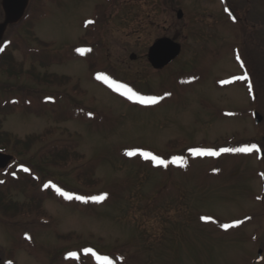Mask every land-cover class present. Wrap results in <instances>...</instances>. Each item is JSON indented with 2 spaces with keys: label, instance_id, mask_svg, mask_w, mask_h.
Here are the masks:
<instances>
[{
  "label": "rangeland",
  "instance_id": "obj_1",
  "mask_svg": "<svg viewBox=\"0 0 264 264\" xmlns=\"http://www.w3.org/2000/svg\"><path fill=\"white\" fill-rule=\"evenodd\" d=\"M43 2L41 17L31 19L11 50L22 59L21 71L13 61L8 72L0 70L10 86L0 88L3 130L26 140L23 156L32 163L14 179L20 188L10 201L18 214L5 215L12 243L30 236L31 248L17 252L16 264H104L96 256L112 264H254L260 249L257 264H264V213L254 212L260 204L252 199L261 190L256 172L264 166V119L256 125L247 113L242 84L224 83L234 66L217 52L236 44L244 53L246 45L234 32L217 36V2ZM96 12L92 32L85 24ZM88 33L95 41L84 40ZM162 37L182 51L156 70L147 54ZM119 85L158 99H128ZM252 145L250 152L220 151ZM57 146L71 149L67 163L53 164L50 151ZM179 154L186 159L173 162ZM28 176L38 189L23 183ZM52 185L74 197L105 198L69 200ZM34 194L44 197L48 220L22 214Z\"/></svg>",
  "mask_w": 264,
  "mask_h": 264
},
{
  "label": "flooded vegetation",
  "instance_id": "obj_2",
  "mask_svg": "<svg viewBox=\"0 0 264 264\" xmlns=\"http://www.w3.org/2000/svg\"><path fill=\"white\" fill-rule=\"evenodd\" d=\"M43 1L0 0V70L8 72L9 61H13L19 65L21 71L22 59H16V54L11 50L18 43L17 39L31 19L41 17L39 13L43 12ZM215 1L217 6L214 11V24L217 36L223 39L228 36V32H234V36L238 39L244 38L246 45L244 53L235 46L236 44L231 47L227 45L217 52V58L226 56L225 59L234 66L231 71L233 73L227 80L224 79L226 80L224 83L227 87L231 86L230 84L244 86L250 105L247 113L258 125L264 119L262 111L264 109V0ZM237 31L244 32L245 37L237 34ZM0 88L8 92L10 86L0 80ZM28 147L26 140L13 138L5 132L0 121V264H16L17 252L31 248L28 246L30 236L20 237L17 242L12 243L10 236L7 235L8 232H4L5 227L8 226L5 215L11 203V193L13 189L20 188L14 179L18 178L17 174L26 172L27 166H32L30 158L23 156ZM259 158H264L263 150L260 151ZM256 173L260 179L261 190L259 193L252 191V199L260 204L254 212L264 213V166ZM25 234L33 235L32 232ZM259 262H262V259L258 262L254 261V264Z\"/></svg>",
  "mask_w": 264,
  "mask_h": 264
},
{
  "label": "trees",
  "instance_id": "obj_3",
  "mask_svg": "<svg viewBox=\"0 0 264 264\" xmlns=\"http://www.w3.org/2000/svg\"><path fill=\"white\" fill-rule=\"evenodd\" d=\"M97 16V12L86 22L85 26H86V29L94 32L96 30L94 24H93V21L92 19H94L95 17ZM84 40H86V42H93L95 41V35H91V33H88V35H86L84 37ZM46 45V44H45ZM38 53V52H37ZM42 53V52H41ZM43 54V53H42ZM89 58V57H88ZM87 59V58H86ZM52 60V59H51ZM54 60V59H53ZM89 62L91 63L90 61V58L88 59ZM12 62V61H11ZM42 64V62H41ZM42 66H44L42 64ZM22 68V67H21ZM32 70H33V75H40L41 77H43V75H41L35 67H32ZM18 106V105H17ZM18 108V107H16ZM69 147L68 146H57L56 149H52L50 151V154H52V158H53V164L56 165V163H60V164H65L68 162V159L71 157V155L69 154ZM28 150V148H27ZM71 150V149H70ZM169 156V155H168ZM179 157L181 158L180 160H184L186 158H183L185 157L183 154H179ZM179 160V161H180ZM81 174V173H80ZM23 183L29 188V189H34V188H37L38 189V186H36V184H38V182L28 176L27 178H24L23 180ZM18 184V183H17ZM19 185V184H18ZM31 200L29 203L27 204H24L23 207H22V214L23 215H37L41 220H48L49 219V215L47 214V212L42 208V201L44 200V197L40 194H34L33 196H31ZM20 209L17 208L13 202L10 203V205H8L7 207V212L6 214L13 218L15 217L17 214H18V211ZM63 237H65L63 235Z\"/></svg>",
  "mask_w": 264,
  "mask_h": 264
},
{
  "label": "snow or ice",
  "instance_id": "obj_4",
  "mask_svg": "<svg viewBox=\"0 0 264 264\" xmlns=\"http://www.w3.org/2000/svg\"><path fill=\"white\" fill-rule=\"evenodd\" d=\"M78 51H83L82 49H78ZM97 79H103L105 80L106 82H108V77L107 76H104L102 74H98L97 76ZM114 83V82H113ZM120 88H124L126 89L125 91V95L128 97V99H136L138 100L140 103L142 104H154L156 103L157 101V97H145V96H141L139 93L133 91L131 88H129L127 85H119L117 87V90H119ZM256 146L255 145H252L251 147H243V148H239V149H228V148H225V149H221L220 151L221 152H230V151H240V152H250L252 151V149H254ZM190 151H192L194 154L196 155H213V156H216V155H219L220 153L217 152V151H214L212 149H191ZM128 155H135L136 153L135 152H128L127 153ZM143 156H145V158H150L151 160L153 161H156L158 164H161V165H165L166 164V161L156 155H153L152 153H149V152H143L141 153ZM181 158H174L173 162H176L177 160H179ZM27 170V169H25ZM45 187H49L48 184H45ZM52 187H55V190L56 192L65 197L66 199H78V200H82V201H85L87 202V200H93V201H101L105 198L104 195H100V196H90V197H84V196H73L72 193L70 192H66L64 191L63 189L59 188V187H56L55 185H52ZM207 219V218H205ZM222 227H225V228H228L230 227V225H222ZM85 252H92V249H85ZM93 255H96L94 252L92 253ZM77 254L76 253H69V256H76ZM96 258L102 262H104V264H112V262L109 260V258L107 256H96Z\"/></svg>",
  "mask_w": 264,
  "mask_h": 264
},
{
  "label": "water",
  "instance_id": "obj_5",
  "mask_svg": "<svg viewBox=\"0 0 264 264\" xmlns=\"http://www.w3.org/2000/svg\"><path fill=\"white\" fill-rule=\"evenodd\" d=\"M182 10L178 11L177 17L182 18ZM181 44L174 41L170 37H162L157 39L148 49L147 58L150 65L158 70L162 69L173 60H175L181 53ZM130 58L134 59L135 54H131ZM262 252L259 251L257 261L261 260Z\"/></svg>",
  "mask_w": 264,
  "mask_h": 264
}]
</instances>
